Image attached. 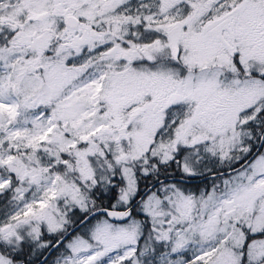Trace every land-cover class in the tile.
I'll return each instance as SVG.
<instances>
[{"label": "snow or ice", "instance_id": "snow-or-ice-1", "mask_svg": "<svg viewBox=\"0 0 264 264\" xmlns=\"http://www.w3.org/2000/svg\"><path fill=\"white\" fill-rule=\"evenodd\" d=\"M0 264H264V0H0Z\"/></svg>", "mask_w": 264, "mask_h": 264}]
</instances>
